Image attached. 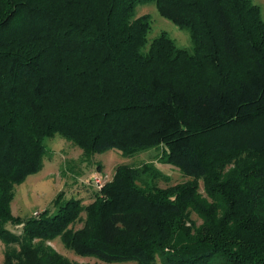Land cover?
<instances>
[{
	"label": "trees",
	"instance_id": "16d2710c",
	"mask_svg": "<svg viewBox=\"0 0 264 264\" xmlns=\"http://www.w3.org/2000/svg\"><path fill=\"white\" fill-rule=\"evenodd\" d=\"M149 2L189 31L191 50L165 31L149 41L150 17H136L138 5ZM56 134L86 156L164 146L166 162L191 179L163 188L141 178L148 166L121 164L87 205L59 197L54 212L15 216V186L43 167L44 141ZM78 221L83 225L74 228ZM57 237L106 263L264 264L258 5L0 0L2 264H79L48 243Z\"/></svg>",
	"mask_w": 264,
	"mask_h": 264
},
{
	"label": "rangeland",
	"instance_id": "374dc122",
	"mask_svg": "<svg viewBox=\"0 0 264 264\" xmlns=\"http://www.w3.org/2000/svg\"><path fill=\"white\" fill-rule=\"evenodd\" d=\"M251 1L260 7L264 19V0ZM143 15H148L151 21L149 41L165 31L178 46L192 49L189 31L161 16L155 2L138 5L136 17ZM44 143L46 154L43 158V167L38 172L29 174L14 189L11 211L22 219L39 216L45 210L56 211L59 197L61 201L74 197L81 198L85 205L91 203L96 191L112 179L116 168L121 164L141 169L148 166L149 171L143 172L141 178L148 184L155 183L163 188L191 179L180 168L166 162L164 146L151 147L129 156L124 155L117 148L86 156L80 147L61 134L46 138ZM200 191L204 193L202 180L200 181ZM85 215L83 212L82 218H85ZM192 217L198 224L202 222L198 215L193 214ZM82 225L83 222L78 221L73 226L80 228ZM8 227L13 232H22V225L9 224ZM48 243L59 253L79 264H138L135 261L106 263L95 257L80 256L68 249L59 237ZM5 248V243L0 239V264L4 260ZM156 264L162 263L158 260Z\"/></svg>",
	"mask_w": 264,
	"mask_h": 264
},
{
	"label": "built area",
	"instance_id": "2783aa9c",
	"mask_svg": "<svg viewBox=\"0 0 264 264\" xmlns=\"http://www.w3.org/2000/svg\"><path fill=\"white\" fill-rule=\"evenodd\" d=\"M102 186H103V185H102ZM102 186H101V187H102Z\"/></svg>",
	"mask_w": 264,
	"mask_h": 264
}]
</instances>
